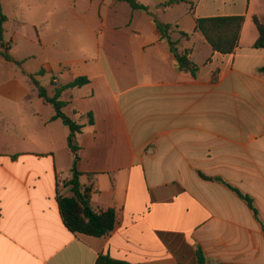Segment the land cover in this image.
<instances>
[{
    "label": "crops",
    "instance_id": "1",
    "mask_svg": "<svg viewBox=\"0 0 264 264\" xmlns=\"http://www.w3.org/2000/svg\"><path fill=\"white\" fill-rule=\"evenodd\" d=\"M153 1L145 12L114 0H16L9 12L2 0L12 60L0 54V264H199V250L206 264H264V48L254 47L264 0ZM232 16L244 17L237 48L213 51L196 20ZM157 21L172 26L196 76L178 67ZM55 23L78 39L59 43ZM32 75L50 97L89 79L60 97L84 126L78 152ZM77 156L93 207L117 212L108 236L63 222L58 195L72 196L62 182Z\"/></svg>",
    "mask_w": 264,
    "mask_h": 264
},
{
    "label": "trees",
    "instance_id": "2",
    "mask_svg": "<svg viewBox=\"0 0 264 264\" xmlns=\"http://www.w3.org/2000/svg\"><path fill=\"white\" fill-rule=\"evenodd\" d=\"M119 2H127L134 10H141L150 12V8L138 0H114ZM185 2V0H170L165 4L169 6L171 4ZM8 21V17L4 14L2 9V0H0V54L3 55L7 60H11L9 54L10 45H6L4 41V25ZM244 22L243 16H232V17H208L199 18L196 20V30L200 32L211 48L215 52L222 54H232L238 46L240 31ZM254 22L259 30V38L254 44L255 48H264V21L258 16H254ZM157 26L162 34L163 38L168 39L171 49L175 55L177 65L180 69L190 70L194 76H196L199 67L191 61L187 53H181L178 51L177 42H174L170 36V30L172 28L169 24H162L157 21ZM183 38H189V35L181 32ZM259 71L264 72V67L260 68ZM34 85L39 89V96L46 104L51 105L55 110L53 120H61L70 130L68 137L69 148L73 152H78L79 147L75 143V139L78 133H81L84 126L77 123L64 112L66 103L60 99L61 94L64 90L69 88L81 87L89 83V79L81 77L73 82L60 87L55 96L50 97L47 89L35 79V76H30ZM91 124L93 123L92 115ZM77 156L73 167V178L68 182H62L63 186H70L72 196L58 195V205L63 218V222L69 231L72 233L85 234L94 237H105L110 235L117 224V212L115 209L110 208L107 210H98L91 204L90 190L83 189L80 176L81 173L77 169ZM222 181L221 179H217ZM58 187L62 186L60 181L57 183ZM231 187V186H230ZM236 191L240 197L247 202L249 207L257 215V209L254 205V200L238 189L231 187ZM199 264H206L203 252L198 251ZM97 264H130L122 261H117L109 256H100L97 260Z\"/></svg>",
    "mask_w": 264,
    "mask_h": 264
},
{
    "label": "rangeland",
    "instance_id": "3",
    "mask_svg": "<svg viewBox=\"0 0 264 264\" xmlns=\"http://www.w3.org/2000/svg\"><path fill=\"white\" fill-rule=\"evenodd\" d=\"M16 0H4V3H5V8H6V10L7 11H9V12H14L13 11V3L15 2ZM26 1L27 0H22V2H24V3H26ZM33 2H36L37 0H32ZM83 1V3H85V0H82ZM139 2H142V3H144V2H152V0H138ZM155 1V0H154ZM153 1V2H154ZM60 7H63V6H60ZM54 26H56L57 27V29H59V38L57 39L58 40V42L59 43H61L62 45L63 44H65V43H67L68 41H72V39L75 37L76 39H78L77 38V36L78 35H75L76 33H73L72 32V30L68 27V28H66V29H63V27H62V25L59 23V24H57V23H55L54 24ZM80 37H81V39L79 38V42H81L83 45H88V43H86L87 41H89L90 40V37H89V35L88 34H86L84 31H82L81 33H80ZM38 41V40H37ZM10 54V53H9ZM68 53H65V55H64V57H68ZM0 59H1V57H0ZM11 60H12V58H11ZM1 61V60H0ZM36 60H33V59H31L30 60V63H34ZM3 70H5L6 71V69H4L1 65H0V71H3ZM38 70H40V69H38ZM50 84V83H49ZM49 88H53L52 86H51V84L49 85ZM50 91L52 92V89H50ZM21 110V114H20V116H22V109H20ZM24 117V116H23ZM17 129H16V133H17V135H18V137H21L22 138V136H26V123H24L23 124V122L20 124V125H18L17 127H16ZM67 192H69L70 193V191H67Z\"/></svg>",
    "mask_w": 264,
    "mask_h": 264
}]
</instances>
